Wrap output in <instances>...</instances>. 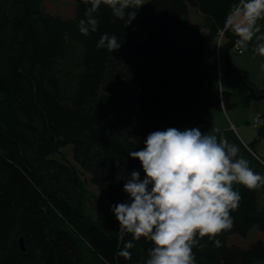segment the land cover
I'll return each instance as SVG.
<instances>
[{
	"label": "trees",
	"instance_id": "16d2710c",
	"mask_svg": "<svg viewBox=\"0 0 264 264\" xmlns=\"http://www.w3.org/2000/svg\"><path fill=\"white\" fill-rule=\"evenodd\" d=\"M42 1L0 0V264H144L150 242L134 241L126 260L117 253L131 235L121 240L116 220L108 232L72 204L81 176L110 204L124 202L127 173L143 177L128 153L149 133L206 124L211 107L229 111L263 100V86L233 63L238 37L224 25L238 0H147L126 27L127 17L102 4L98 30L88 36L78 28L85 0H76L69 19L48 13ZM190 8L204 27L184 23ZM183 29L188 47L178 41ZM102 33L115 34L121 47L97 49ZM222 62L235 94L219 89ZM257 127L253 143L264 138V123ZM65 147L74 164L55 157ZM233 187L242 196L233 226L216 237L220 247L200 239L196 264L264 262V241L227 243L252 228L264 233V186Z\"/></svg>",
	"mask_w": 264,
	"mask_h": 264
},
{
	"label": "clouds",
	"instance_id": "9594fccd",
	"mask_svg": "<svg viewBox=\"0 0 264 264\" xmlns=\"http://www.w3.org/2000/svg\"><path fill=\"white\" fill-rule=\"evenodd\" d=\"M84 19L79 32L88 36L98 30L97 13L101 5L113 16L131 25L143 0H85ZM135 9L133 11H126ZM264 17V0H238L225 19V30L231 28L238 37L235 47L247 50L249 42L260 32L257 21ZM264 41V35L256 36ZM121 43L115 34L102 33L97 49L117 51ZM255 53L264 57V42L255 45ZM264 68V65H261ZM138 151L128 157L140 163L141 171L127 173L122 191L127 200L110 205L124 242L117 253L130 260L134 241L144 239L152 245L144 264H196L193 248L204 245L207 237L215 247L216 237L233 226L231 212L239 207L242 196L233 185L247 190L264 186V176L255 172L249 162L236 158L239 148L214 131L197 127H169L149 133ZM235 158V159H234Z\"/></svg>",
	"mask_w": 264,
	"mask_h": 264
},
{
	"label": "rangeland",
	"instance_id": "374dc122",
	"mask_svg": "<svg viewBox=\"0 0 264 264\" xmlns=\"http://www.w3.org/2000/svg\"><path fill=\"white\" fill-rule=\"evenodd\" d=\"M146 1L147 0H143V3H145ZM75 2L76 0H43L41 2V7L54 16H59L62 19H69L74 15ZM143 5L141 7H143ZM194 19L195 13L194 11H191L189 19H187L184 23L186 24L187 22ZM195 21L199 23L198 20ZM141 32L142 30H139L137 32V39H141ZM178 41L184 47L189 46L190 39L185 29H183L178 35ZM233 59L237 63L246 67L251 74L249 78L255 82L254 84L256 85V87L262 88L261 86L264 79V70L261 65H263V61L253 60L249 53H245L244 55H238L237 53H235L233 55ZM253 104L260 106L261 103L259 102ZM260 117L264 122V111L263 114L260 115ZM253 125L257 126V124H255V120ZM253 125L251 124V128L256 131V128ZM254 149L257 152H260L262 150L260 147H257V144L255 145ZM55 157L60 161H68L70 163H73L71 159L70 147L62 148L58 153L55 154ZM76 168L78 169V172H81L78 167ZM81 177L82 179L80 193L77 194L75 201H73L72 204L75 205L77 209L85 215V217L88 219V222L100 224L101 226H103V228H105L106 231L109 232L113 228L115 220L113 213L110 211V205L113 204L107 202L95 189V187L91 185L88 175L83 174ZM259 198V201H261L262 196L260 195ZM257 240L264 241V233L259 231L257 228H252V230H250V232L245 237H241L239 235H230L227 238V243L229 245H235L241 248H248ZM252 264H264V262L256 261Z\"/></svg>",
	"mask_w": 264,
	"mask_h": 264
},
{
	"label": "crops",
	"instance_id": "0c3cea01",
	"mask_svg": "<svg viewBox=\"0 0 264 264\" xmlns=\"http://www.w3.org/2000/svg\"><path fill=\"white\" fill-rule=\"evenodd\" d=\"M191 11H194L195 19L189 21V23L198 24L201 27L202 26L204 27V19L202 14L193 8H190L189 14L186 17V19H189ZM195 20H198L199 23H197ZM257 27L260 28V32H258L256 36L264 35V17H262L257 21ZM256 36H254L252 41L249 42L248 47L249 46L255 47L257 43L264 42V41H258L256 39ZM245 53H249L253 60L263 61V65H264V57L256 53L255 54L252 53L250 50H248V48L245 51ZM233 63L239 68L245 70L248 73V76L250 77L251 74L249 73L246 67L237 63L234 59H233ZM223 68H224V64L222 62L220 67V75H219L221 78L219 79V89H226L229 90L231 93L235 94L236 93L235 78L233 75H230L228 78H225V80H223L222 78ZM263 78H264V74H263ZM252 82L255 83L254 81ZM262 86L264 88V79L262 81ZM259 102L261 103L260 106L253 104ZM263 111H264L263 100L252 101L249 103L247 107L238 106L229 111L211 107L207 114L206 124H201V125L184 124L179 129L183 130L185 128L197 127L204 132L214 131L218 138L220 137L227 138L229 143L235 144L239 148V153L236 158L242 157L246 159L248 162L252 164L253 168L256 170L257 173L264 176V138L257 139V141L253 143V141L257 138V128H258L257 126L253 125L254 120L257 116L262 115ZM251 124L256 128V131L253 130V128H251ZM256 144L257 147H260L262 149L260 152L255 151L254 147ZM261 201H259V203H261Z\"/></svg>",
	"mask_w": 264,
	"mask_h": 264
},
{
	"label": "built area",
	"instance_id": "2783aa9c",
	"mask_svg": "<svg viewBox=\"0 0 264 264\" xmlns=\"http://www.w3.org/2000/svg\"><path fill=\"white\" fill-rule=\"evenodd\" d=\"M222 32H220V34H219V39H218V44H217V46H216V50H217V54H218V48H219V43H220V38H221V36H222ZM248 50H250L252 53H254L255 54V47H248ZM234 51L238 54V55H242V54H244L245 53V51L246 50H242V49H238L237 47H235L234 48ZM218 66H219V61H218ZM263 120H262V118L260 117V116H257L256 118H255V124H257V126H259V125H263Z\"/></svg>",
	"mask_w": 264,
	"mask_h": 264
},
{
	"label": "water",
	"instance_id": "95a60500",
	"mask_svg": "<svg viewBox=\"0 0 264 264\" xmlns=\"http://www.w3.org/2000/svg\"><path fill=\"white\" fill-rule=\"evenodd\" d=\"M263 102H264V94H263ZM19 246H20L21 251H24L23 239L22 238L19 239Z\"/></svg>",
	"mask_w": 264,
	"mask_h": 264
}]
</instances>
